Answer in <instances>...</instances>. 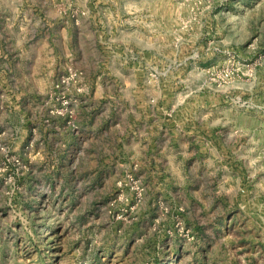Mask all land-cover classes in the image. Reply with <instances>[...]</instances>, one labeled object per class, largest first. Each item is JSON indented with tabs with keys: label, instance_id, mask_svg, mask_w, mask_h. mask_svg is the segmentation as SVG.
Masks as SVG:
<instances>
[{
	"label": "rangeland",
	"instance_id": "rangeland-1",
	"mask_svg": "<svg viewBox=\"0 0 264 264\" xmlns=\"http://www.w3.org/2000/svg\"><path fill=\"white\" fill-rule=\"evenodd\" d=\"M0 264H264V0H0Z\"/></svg>",
	"mask_w": 264,
	"mask_h": 264
}]
</instances>
